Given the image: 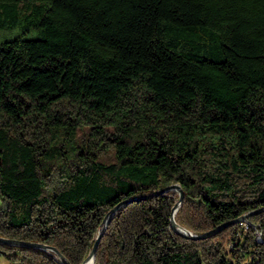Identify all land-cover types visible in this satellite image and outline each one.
Returning <instances> with one entry per match:
<instances>
[{"label":"trees","instance_id":"obj_1","mask_svg":"<svg viewBox=\"0 0 264 264\" xmlns=\"http://www.w3.org/2000/svg\"><path fill=\"white\" fill-rule=\"evenodd\" d=\"M0 35V236L81 264L178 182L194 233L253 212L194 239L177 191L131 200L93 264H264V0H0Z\"/></svg>","mask_w":264,"mask_h":264},{"label":"water","instance_id":"obj_2","mask_svg":"<svg viewBox=\"0 0 264 264\" xmlns=\"http://www.w3.org/2000/svg\"><path fill=\"white\" fill-rule=\"evenodd\" d=\"M166 190H174V191L178 192V198L171 208V214L169 217L170 226L176 233L181 234V235L186 236V237H190V238L195 239V238H203V237L212 235V234L216 233L217 231L223 229L225 226H227L230 223L246 221L247 215L249 213L253 212V211H251V212L243 213L236 218H232V219H229L226 221H222L219 224H217L216 226L212 227L211 229H209L203 233H194L191 230L184 227L183 225L179 224L174 218L175 211L177 210L178 206L180 205V203L183 199V190H182V188L178 182L171 183L165 187L154 190L148 194L128 197L126 199L119 201L113 207H111L109 209V211L105 214L101 225L98 227V230H97V233L94 237V241L91 245V248H90L88 254L86 255V257L84 258V260L81 264H86V262L88 260H90L89 264H93L98 241H99L101 235L103 234L108 222L110 221L111 216L113 215V213L116 212V210L121 205H123V204H125L131 200L140 199L142 197H147L149 195H157V194H159L163 191H166ZM258 210H260V209H257L256 211H258ZM0 242L6 243V244H11V245H23V246L38 247L41 249H48V250H50L56 254V256L59 258V260L62 264H71L67 260V258L54 245H49V244H45L43 242H38V241H29V240L15 239V238L3 237V236H0Z\"/></svg>","mask_w":264,"mask_h":264},{"label":"rangeland","instance_id":"obj_3","mask_svg":"<svg viewBox=\"0 0 264 264\" xmlns=\"http://www.w3.org/2000/svg\"><path fill=\"white\" fill-rule=\"evenodd\" d=\"M2 36L3 35H0V37H2ZM5 36H7V35H5ZM79 133H81V131H79ZM98 158H99V160L104 161V162H112L115 159L114 154L112 153V150H109V151L101 154ZM255 237L257 240L262 239L259 232H256ZM231 243H232V240L228 236L226 239V242H225L226 249H229L231 247ZM227 255H229V254H227ZM0 264H14V263L12 261L8 260L7 258L3 257V256H0Z\"/></svg>","mask_w":264,"mask_h":264},{"label":"bare ground","instance_id":"obj_4","mask_svg":"<svg viewBox=\"0 0 264 264\" xmlns=\"http://www.w3.org/2000/svg\"><path fill=\"white\" fill-rule=\"evenodd\" d=\"M90 263V260H88L87 262H86V264H89Z\"/></svg>","mask_w":264,"mask_h":264},{"label":"built area","instance_id":"obj_5","mask_svg":"<svg viewBox=\"0 0 264 264\" xmlns=\"http://www.w3.org/2000/svg\"><path fill=\"white\" fill-rule=\"evenodd\" d=\"M246 226V225H245Z\"/></svg>","mask_w":264,"mask_h":264}]
</instances>
